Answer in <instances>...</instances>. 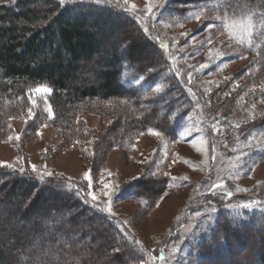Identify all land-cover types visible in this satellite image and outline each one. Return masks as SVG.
Here are the masks:
<instances>
[{"label": "rangeland", "instance_id": "1", "mask_svg": "<svg viewBox=\"0 0 264 264\" xmlns=\"http://www.w3.org/2000/svg\"><path fill=\"white\" fill-rule=\"evenodd\" d=\"M96 1L136 12L175 57L195 101V109L177 108L173 116L179 141L170 142L152 129L123 141L112 140L119 137L117 112L124 108L122 102L94 101L82 108L77 112L75 135L69 128L40 120L35 109L26 108L9 116L8 129L0 136V167L85 187L93 205L119 220L144 251L142 264H192L190 254L213 227L219 208L227 206L224 202L231 194H235L232 202L264 199V123L257 125L264 122V75L252 64L254 57L247 48L258 22L254 13H220L223 0L200 4L181 22L161 17L165 0ZM249 80L252 83L246 85ZM126 81L147 92L153 89L149 98L159 103L158 114L164 113L161 83L128 73ZM34 93L47 99L51 90L42 86ZM149 180H169L157 202L148 206L123 197L126 184ZM69 212L76 222L80 218L79 235L85 233L90 238L86 242L97 245V233L106 224L100 220L87 224L77 210ZM53 230L47 229L49 234ZM252 238L245 235L237 242L231 237L230 255L218 264H250L249 257L263 249ZM79 248L83 251V246ZM77 253L79 259L85 257ZM95 254L90 264L105 259L103 253ZM62 255L55 249L52 264L62 263Z\"/></svg>", "mask_w": 264, "mask_h": 264}, {"label": "trees", "instance_id": "2", "mask_svg": "<svg viewBox=\"0 0 264 264\" xmlns=\"http://www.w3.org/2000/svg\"><path fill=\"white\" fill-rule=\"evenodd\" d=\"M206 1L165 0L160 15L186 21L189 12ZM223 1L222 14H255L258 30L247 48L254 57L252 64L264 75V0ZM176 64L147 21L129 8L96 0H0V136L8 129L9 116L26 108L75 135L77 112L94 101H106L125 103L117 110L119 137L112 140L123 141L152 129L178 142L173 116L177 108L195 109V101ZM127 73L161 83L162 115L159 103L149 98L153 89L147 92L129 85ZM42 86L51 90L47 99L34 93ZM166 182L137 181L126 184L122 194L150 206L158 201ZM234 198L231 194L224 202L227 206L219 208L213 227L189 256L192 264H218L230 255L231 237L238 242L245 235L255 237L263 248L249 257L250 264H264V199L229 201ZM68 210H77L87 224L95 220L106 224L97 233V245H89L85 233L79 235L80 218L76 222ZM48 228L54 229L51 234ZM137 244L119 220L93 205L82 185L0 167V264H52L55 249L63 254L59 264H90L96 251L105 256L99 264H142L145 253ZM76 251L85 257L79 259Z\"/></svg>", "mask_w": 264, "mask_h": 264}]
</instances>
